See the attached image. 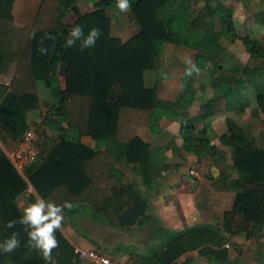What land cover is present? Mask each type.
Returning a JSON list of instances; mask_svg holds the SVG:
<instances>
[{
	"label": "trees",
	"instance_id": "1",
	"mask_svg": "<svg viewBox=\"0 0 264 264\" xmlns=\"http://www.w3.org/2000/svg\"><path fill=\"white\" fill-rule=\"evenodd\" d=\"M197 1L200 0H128L129 16L139 32L124 42L112 35L107 14L109 9L119 10L117 0H99L93 6L81 5L80 0H44L36 22L26 28L15 24V0H0V77L11 79L10 85L0 82V129L5 138L16 144L31 128L29 114L42 111V91H49L54 100L41 115L44 126L56 137L49 140L46 135L47 139L38 143V160L27 171L35 193L28 194L25 204L43 198L57 205H71L64 208L62 228L55 233L59 247L52 256L56 264H91L81 260L63 232L78 214L90 211L93 219L120 228L150 222L148 201L138 188L124 183L126 173L121 167H132L147 189L166 187L184 171L185 163H168L167 146L152 147L142 139V128L158 135L164 118L177 121L182 117L185 150L200 160L223 158L224 152L213 144L207 129L201 135L196 133L195 124L200 117L191 118L188 112L195 101L194 87L189 82L184 83L178 111L158 105L155 89L145 82L146 71L156 67L168 44L198 52L196 65L186 67L188 74L208 70L211 64L216 71L222 70L217 60L225 48L222 35L216 31V16L221 18L226 38L232 42L240 40L251 58L264 59V41L250 33L238 34L233 9L225 0H206L202 10L196 9ZM76 26L82 28L83 37L65 47L70 30ZM91 29H99L100 37L93 47L82 50L83 39ZM45 34L52 38L43 39L41 45ZM6 35L11 44L5 48ZM40 47L47 52L42 54ZM62 68L64 85L60 83ZM261 77L264 67H246L241 76L230 81L217 79L213 83L214 97L226 98L230 105L237 101L243 115L254 96L252 82ZM254 98L264 104V95L255 94ZM84 137L96 141V147L84 144ZM220 141L232 151L233 176L226 180L235 191L218 203L224 207L223 230L231 236L263 235L264 149L243 131L223 134ZM28 186L0 145V242L16 232L21 245L10 254L0 253V264H45L41 254L27 246L28 237L21 225L6 227L9 221L22 216L17 202L27 193ZM203 230L212 229L198 226L175 233L166 246L170 248L178 240L182 251L206 248L210 238L207 242L196 241L204 236ZM212 241L222 247L228 237ZM212 254L213 264H232L225 250ZM140 264L158 263L148 257L142 258ZM166 264L179 263L174 259Z\"/></svg>",
	"mask_w": 264,
	"mask_h": 264
},
{
	"label": "crops",
	"instance_id": "2",
	"mask_svg": "<svg viewBox=\"0 0 264 264\" xmlns=\"http://www.w3.org/2000/svg\"><path fill=\"white\" fill-rule=\"evenodd\" d=\"M214 1L218 2V0ZM43 2L44 0H15L13 16L16 26L18 28L33 26ZM79 3L89 5L88 0H80ZM225 4L233 9L235 28L240 36L259 29L257 37L264 41V0H225ZM194 5L196 9L202 10L206 6V0L197 1ZM110 12L113 13V18ZM107 14L112 22L113 36L117 26L114 18H120L119 27L127 34V37L123 39L118 35L115 37L126 42L138 34L139 27L132 21L128 12L122 13L119 10L109 9ZM123 17H126L127 25L122 20ZM215 24L216 31L222 35L221 43L225 48L223 56L217 60V63L223 67L222 70L216 71L211 64L208 70L198 69L196 73L188 74L186 67L196 65L198 52L187 46L168 44L165 54L157 59L156 67L146 71L145 82L148 87L155 89L158 105L170 106L177 111L181 107L180 99L185 91L184 83L189 82L194 87L195 101L188 108V112L191 118L200 117L195 124L196 133L201 135L202 131L207 129L213 144L224 152L223 158L216 160L213 157H206L200 160L186 151L180 128L182 117L177 121L164 118L161 121L162 132L158 135H153L149 128H142L139 135L147 144L152 147L167 146L168 163H185L188 166L187 169L174 180L171 179L173 182H169L170 185L147 189L143 178L136 174L132 167H121V170L126 173L124 183L138 188L148 201L150 222L145 226L136 224L125 228L126 230L118 231L115 225L93 219L90 211L78 214L72 222L82 225L85 221L84 217L89 214L92 220L89 224L94 227V235L90 231H88L89 236L80 233L69 222L64 226L63 232L75 247L97 249L128 264H140L142 258L148 257L153 258L158 264L170 263L174 259L179 264L189 261L193 264H213L210 260L214 256L212 252L220 253L223 250L227 252L228 260L232 264H264V234L249 237L245 233L235 236L225 233L221 221L224 207L218 204L226 195L235 193L226 180L233 176L232 151L222 144L220 137L230 131H243L256 141L259 148L264 149V104L261 105L254 98L255 94L264 95V78L252 83L254 96L243 115L239 113L237 101L233 100L234 102L230 105L226 98H215L213 87L217 79L230 81L233 77L241 76L246 67H264V59L251 58L240 40L232 42L227 39L223 34L220 16L215 17ZM130 26L131 31H128ZM240 46H243L242 50ZM176 59L185 61L187 64L180 65ZM61 75L60 83L64 85L65 70L61 71ZM191 77L194 80H191ZM0 82L10 85L11 79L1 76ZM46 95L48 93L41 95L42 101ZM51 99L53 103L52 96ZM42 109L44 110L43 107ZM42 112L29 114L31 128H34L37 123H42ZM82 141L91 148L96 147V141L91 137H84ZM6 142L8 145L11 144L9 146L11 150L14 144L8 140ZM207 162L211 166L208 175H201L202 177L199 173L197 176L189 175V171L195 169V166L208 164ZM227 201L228 198H226V204ZM198 226H208L212 232L203 230L204 236L197 237L196 241L207 242L210 238L211 241L217 242L221 237L226 236L228 242L220 247L210 241L207 246H204L206 248L202 247L205 250L194 247L182 251L181 242L177 240L172 242L170 248H167L166 245L173 234ZM132 242L136 245L133 252L130 247L128 248V244ZM194 244L192 243V246ZM129 259L135 263L128 262Z\"/></svg>",
	"mask_w": 264,
	"mask_h": 264
},
{
	"label": "clouds",
	"instance_id": "3",
	"mask_svg": "<svg viewBox=\"0 0 264 264\" xmlns=\"http://www.w3.org/2000/svg\"><path fill=\"white\" fill-rule=\"evenodd\" d=\"M117 8L120 12H128L131 8L128 0H117ZM83 37V30L76 26L69 33V38L66 40L65 47L74 45L76 40ZM100 37L99 29H91L88 36L83 39V48L93 47L95 42ZM48 34L40 41L42 45L43 39H51ZM42 54L47 52L46 48H38ZM71 205L65 203L57 205L53 202H48L43 198H37L34 203H29L24 209L23 214L18 220L9 221L6 227L11 229L17 224L21 225L27 234V246L29 249L36 250L41 254L45 264H56L55 258L52 256L54 249L59 247L55 233L62 228L64 216V208H70ZM19 233L14 232L9 238L0 242V253L10 254L19 248L20 240Z\"/></svg>",
	"mask_w": 264,
	"mask_h": 264
},
{
	"label": "rangeland",
	"instance_id": "4",
	"mask_svg": "<svg viewBox=\"0 0 264 264\" xmlns=\"http://www.w3.org/2000/svg\"><path fill=\"white\" fill-rule=\"evenodd\" d=\"M82 1H84V0H82ZM97 1H99V0H88V4L89 5H91V6H93ZM115 10V9H114ZM116 11V10H115ZM111 13V16H112V18H113V13L112 12H110ZM123 21H124V23L127 25V21H126V17H123V19H122ZM114 22L116 23V31L114 30L113 31V34L115 35V36H121L122 37V39L123 38H126L127 37V34H125L126 32H124V31H122L121 29H120V18H114ZM28 27H32V26H28ZM260 28V27H259ZM258 30L259 29H254V30H251L250 31V35L252 36V37H255V38H258L257 37V35H258ZM128 31H131V26H130V28H128ZM123 33H124V35H123ZM226 37V36H225ZM228 39V38H227ZM11 44V39H10V37H9V35H6V37H5V39H4V47L6 48V47H8L9 45ZM240 49L242 50L243 49V46H240ZM177 60V62H179L178 64H180V65H186L187 63L185 62V61H182V60H180V59H176ZM62 71H64V69L62 68ZM165 74V73H164ZM166 77H167V74L165 75ZM264 77H261L260 79H257V80H254L253 82H257V81H260V80H262ZM191 80H194L193 79V77H191ZM252 82V83H253ZM252 91H253V93H254V88H252ZM43 93H48V95H46V97H43V108H44V110L42 109V115H44L47 111H48V109H49V107L51 106V104H52V99H51V96H50V92L49 91H42L41 92V95H43ZM45 95V94H44ZM41 115V116H42ZM41 118H43V117H41ZM36 127V128H35ZM34 129L36 130V133H37V136H38V143L39 142H41V141H43V140H46L47 139V137H46V135L49 137V140L54 136V137H56L54 134H53V132L47 127V126H44V124L43 123H41V124H36L35 126H34ZM44 134V135H43ZM45 136V137H44ZM53 137V138H54ZM5 140H8V141H10L9 140V138H5V134L1 131V129H0V145L3 147V149L5 150V151H7V153H8V151H9V146L11 145H8V142H6ZM11 142V141H10ZM231 160H232V158H230ZM208 164H206V163H203V164H201V165H198V166H195V170L197 171V175H198V173H199V175L201 176V175H208V171H209V173H210V169H211V166H210V164H209V162H207ZM187 167L188 166H185L184 167V169L183 170H186L187 169ZM232 170V169H231ZM202 177V176H201ZM28 194L29 193H25L22 197H20V199L18 200V205H19V207L23 210L27 205L25 204V201H26V199H27V196H28ZM84 222L82 223V225H78V223L76 224L75 222H71V224H72V227L73 228H75V229H77L80 233H82V234H85V235H88V231H90V233L92 234V235H94V233H93V231H94V227L92 226H90V222L92 221L91 220V216L88 214L87 216H85L84 217ZM118 229V231L120 230V231H122V230H126L125 228H120V227H118L117 228ZM89 236V235H88ZM126 236V235H125ZM127 237V236H126ZM134 242H132L131 244H128V248L130 247V250H131V252H133V249L134 248H136V245H134L133 244ZM134 245V246H133ZM133 259V258H132ZM128 262H130V263H135V262H132V260L131 259H129L128 260Z\"/></svg>",
	"mask_w": 264,
	"mask_h": 264
},
{
	"label": "built area",
	"instance_id": "5",
	"mask_svg": "<svg viewBox=\"0 0 264 264\" xmlns=\"http://www.w3.org/2000/svg\"><path fill=\"white\" fill-rule=\"evenodd\" d=\"M38 140L36 130L34 128H30L25 133L23 138L18 143L14 144L13 148L7 153L15 169L23 175L28 182L29 186L27 193L29 194L35 193V189L30 183L27 171L38 160ZM189 175L197 176V171L195 169H191L189 171ZM76 252L80 255L82 261L89 262L91 264H128L97 249H84L76 247Z\"/></svg>",
	"mask_w": 264,
	"mask_h": 264
}]
</instances>
